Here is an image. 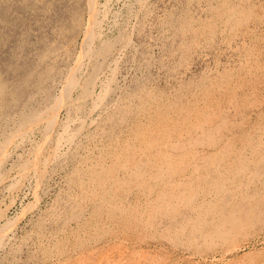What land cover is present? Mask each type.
I'll use <instances>...</instances> for the list:
<instances>
[{"label": "rangeland", "instance_id": "1", "mask_svg": "<svg viewBox=\"0 0 264 264\" xmlns=\"http://www.w3.org/2000/svg\"><path fill=\"white\" fill-rule=\"evenodd\" d=\"M94 1L0 0V264H264V0Z\"/></svg>", "mask_w": 264, "mask_h": 264}, {"label": "bare ground", "instance_id": "2", "mask_svg": "<svg viewBox=\"0 0 264 264\" xmlns=\"http://www.w3.org/2000/svg\"><path fill=\"white\" fill-rule=\"evenodd\" d=\"M95 3H97V0H95L94 1ZM89 27L90 28H94V26H96L97 25V21H96V18H94V15H92V17H90V21H89ZM73 82L71 81V84H72ZM71 87L73 86V85H70ZM69 87V86H68ZM72 91V90H71ZM70 94H71V92H70ZM68 95V94H67ZM66 96V95H65ZM63 97V96H62ZM64 99V98H63ZM62 99V100H63ZM49 110V109H48ZM48 112V111H47ZM46 113V112H45ZM42 114V113H41ZM43 116V115H42ZM38 119V118H37ZM52 120L53 119H51L50 120V122L49 123H51L52 122ZM38 123H39V121H38ZM31 124H33V123H31ZM34 124H35V122H34ZM37 124V123H36ZM50 125H52V124H50ZM39 126V125H38ZM19 134V133H18ZM22 136V135H21ZM16 137V136H15ZM141 140V139H140ZM149 140V139H148ZM9 141V140H8ZM15 141V140H14ZM165 144V143H164ZM6 145V144H5ZM135 146V145H134ZM135 155V154H134ZM4 238V237H3Z\"/></svg>", "mask_w": 264, "mask_h": 264}]
</instances>
